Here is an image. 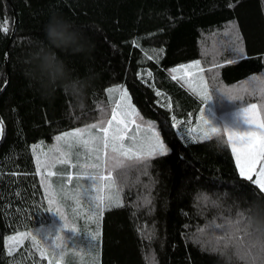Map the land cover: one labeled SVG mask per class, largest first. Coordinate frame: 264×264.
Segmentation results:
<instances>
[{"label":"trees","instance_id":"obj_1","mask_svg":"<svg viewBox=\"0 0 264 264\" xmlns=\"http://www.w3.org/2000/svg\"><path fill=\"white\" fill-rule=\"evenodd\" d=\"M54 12L95 45L91 58L60 53L81 77L94 74L80 103L60 90L41 99L20 69L19 58L43 39ZM193 61L196 76L174 75ZM195 80L218 99V113L264 103V0H0V264L74 263L72 243L81 233L82 245L88 230L42 167L58 163L62 133L105 127L112 87L127 91L166 154L122 157L109 167L119 203L92 228L100 264H219L203 250L206 238L225 241L212 225L231 227L237 264H264V248L251 247L243 228L246 210L264 192L240 176L223 131L210 139L192 134L205 104L190 86ZM197 189L227 191L194 201Z\"/></svg>","mask_w":264,"mask_h":264},{"label":"clouds","instance_id":"obj_2","mask_svg":"<svg viewBox=\"0 0 264 264\" xmlns=\"http://www.w3.org/2000/svg\"><path fill=\"white\" fill-rule=\"evenodd\" d=\"M43 33V39L35 42L31 51L19 58L22 75L29 87L44 100L54 98L57 90H60L77 103L84 101L88 90L94 86V74L89 72L81 77L60 53L91 58L95 48L93 41L72 20L58 12L49 17ZM225 193L214 194L205 189H197L193 200L205 196L209 200H218ZM243 228L251 247L264 248V201H254L246 210ZM203 243V250L216 256L219 264H237L239 250L233 241L221 242L210 237Z\"/></svg>","mask_w":264,"mask_h":264},{"label":"rangeland","instance_id":"obj_3","mask_svg":"<svg viewBox=\"0 0 264 264\" xmlns=\"http://www.w3.org/2000/svg\"><path fill=\"white\" fill-rule=\"evenodd\" d=\"M197 64L199 63L197 62ZM173 72H174V75L177 77L178 71H173ZM179 72L181 74L183 73V71H179ZM190 86L192 87L194 91L201 94L202 97H205V103H206V107L204 108V111H202L201 116L198 119L197 125L192 129V134L195 137H203V133L208 130V124L205 123L207 118L210 121H212L214 125L219 126V127L227 126V127H230L236 130H243L245 128L243 118L238 115L241 109L234 110V111L227 112V113H218L215 110L217 109V107H219L217 106L218 99H215V97H213L212 91H210V88H208L205 81L200 82V80L199 81L195 80L193 82H190ZM119 88L120 87H112L111 91H109L108 98L110 102H112L113 104L111 113L113 111H116L117 115H119V112H120V109L117 107L118 105H122L123 103H127L131 105L132 111L130 112V116L127 122V130L123 132L124 139L121 141L125 154H121L119 152L113 153L111 144H109V146L105 149L106 150L105 158L103 157L104 156L103 148L101 149V151L100 150L98 151L97 149H95L97 146L96 145L97 143L94 139L95 134H103L100 131V128L87 129L82 136L78 137L79 138L78 141L82 140L84 144L86 143L88 145L86 149H90L89 151L84 149L82 150V154L80 155L78 153V155L81 158L82 157L86 158V156L91 155V158L98 165L101 166L104 164L108 171L109 170L111 171V169L109 168L110 166L112 165L118 166L119 164H121L122 157L124 159L139 158V157H135L138 155V151H139L137 147L138 142L140 141L142 142L143 140H145L146 142L145 146L143 145L142 148H148V145L154 142V137L157 134V132L150 125H148L144 120H142L141 117L138 115V112L136 108L134 107L127 91H123L124 92L123 93L121 92ZM125 94L127 96V99L126 101H122L121 96H124ZM209 97L212 98L211 101H209ZM250 105H256L257 106L255 110L256 113L260 117H264V103L250 104ZM110 119H111V115L109 117V120ZM210 121H209V124L211 123ZM105 127H108V124H106ZM131 127H133V129H131V131H128V128H131ZM220 131H223V129L221 128ZM72 132H75V130ZM92 132H95V133H92ZM89 133H91L92 135L91 140L89 139ZM224 133L226 136V140L228 142L227 133L226 132ZM56 142L58 146L56 148V152L60 156L57 162L62 163L64 161L71 159V156H72L71 151L63 145L61 140H57ZM128 154H131L135 158L127 157L126 155ZM147 155H151V154L148 153ZM98 156L100 157V159H97ZM113 157H115V159H113ZM104 159H105V163H104ZM234 159H235V156H234ZM55 166L50 167L45 162L44 166L42 167V170H43L42 175L47 181H49V183H51V186H52L51 178L54 175ZM261 166H264V161L258 163L256 171H259ZM49 173H52V175H49ZM253 178L254 179L256 178L255 175ZM112 180L114 181L113 176H112ZM96 223L99 224V222H83V225H85L86 230H88L87 231L88 238L86 239V241L82 243V245L80 244L75 245L73 249V255H74L73 264H100V254L98 251L95 250L96 248L95 238H96L97 233H96V230H94V233H95L94 235L93 230H92V228L95 229L94 225H96Z\"/></svg>","mask_w":264,"mask_h":264},{"label":"snow or ice","instance_id":"obj_4","mask_svg":"<svg viewBox=\"0 0 264 264\" xmlns=\"http://www.w3.org/2000/svg\"><path fill=\"white\" fill-rule=\"evenodd\" d=\"M3 31L7 32L8 28H3ZM236 52L239 56L243 55V49L240 47L236 48ZM173 71L177 70L174 69ZM227 98L230 100L229 97ZM126 99V94L121 96L122 101H126ZM211 100L212 98L209 97V101ZM117 107L120 109L119 115H117L116 111L111 113V119L107 121L108 127H101L98 124H93L89 127L100 128V131L103 133L102 135L95 137L98 144L102 145L105 149L109 146V144H111L113 153L119 152L121 154H125L121 141L124 139L123 132L127 130V122L132 109L131 105L127 103H123ZM256 107V105H248L241 108L238 115L243 118L245 124V128L243 130H236L227 126L219 127L214 125L213 122L207 118L205 123L208 124V130L203 133V138L210 139L213 134L219 135L222 128L223 131L227 133L228 144L235 156L240 176L252 181L254 184L258 185L261 191H264V166H261L259 171H256L258 163L264 161V117H260L256 113ZM209 121L211 122L210 124ZM0 131H2V126H0ZM85 131L86 130L83 129H76L73 133H64V137H80L85 133ZM56 139L61 140L62 137H56ZM89 139H92L91 133H89ZM148 152L152 155L166 154V147L160 140L158 134L155 135L154 142L148 145ZM97 159H100V157L98 156ZM113 159H115V157H113ZM49 175H52V173H49ZM254 175L256 177L255 179L253 178ZM88 179L92 182V187L96 189L97 207H100V205L107 198L99 195L101 189L97 186L98 181H112L111 171L109 170V174L107 176L93 175L89 176ZM58 216L63 221L62 215ZM64 227H66V224L63 221V228ZM230 230L231 227L227 225L224 227L212 225L210 229V231L214 234L219 232L225 241L233 239V237L227 235ZM56 238L58 239L59 237Z\"/></svg>","mask_w":264,"mask_h":264},{"label":"crops","instance_id":"obj_5","mask_svg":"<svg viewBox=\"0 0 264 264\" xmlns=\"http://www.w3.org/2000/svg\"><path fill=\"white\" fill-rule=\"evenodd\" d=\"M176 70L178 72L183 71L182 74L180 72H177L178 78H190L198 74L200 66L196 61H193L176 68ZM111 89L108 90V94ZM119 89L121 90V92L124 91V89L121 87ZM205 107L206 103L203 105L202 111H204ZM131 129H133V127L128 128V131H131ZM72 131L74 130L67 131V133H73ZM64 133H62L59 137H62L61 141L63 145L71 151L72 156L71 159L59 163L54 171V175L52 176L51 180L55 187L56 193L59 199L62 201L63 205L66 207L68 213L71 215L72 219L80 226H82L83 222H99L102 220V215L106 208L118 205L119 203V196L115 183L112 182L113 180L98 181L97 186L101 189L99 195L102 197H106L107 199L104 200L100 207H97L96 189L92 187V182L88 179V177L93 175L107 176L109 174L108 170L106 169V166L104 164L101 166L98 165L91 158V155L86 156V158H81L78 153L81 155L82 150L86 149L88 145L86 143L84 144L82 140L78 141V137H64ZM100 135L102 134H95V137H98ZM145 143V140H143L142 142H138L137 147L139 151L138 155L135 157H141L149 153L148 148H142L143 145L145 146ZM96 145L97 146L95 149H97L98 151H101V149L103 148V157L105 158V148L98 143ZM86 150L89 151L90 149ZM126 156L135 158L131 154H128ZM94 226L97 228L98 224L96 223V225ZM80 234L72 243V247L70 250L71 253H73L75 245L79 244V240L81 238L79 237ZM98 237L99 231L96 234L95 242L99 239Z\"/></svg>","mask_w":264,"mask_h":264}]
</instances>
